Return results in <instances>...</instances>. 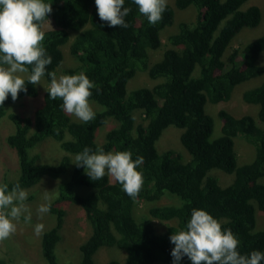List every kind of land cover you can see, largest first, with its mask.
<instances>
[{"label": "trees", "instance_id": "obj_1", "mask_svg": "<svg viewBox=\"0 0 264 264\" xmlns=\"http://www.w3.org/2000/svg\"><path fill=\"white\" fill-rule=\"evenodd\" d=\"M247 1L174 0L173 4L167 3L162 20L152 25L133 0H125L124 7L131 10L124 18L129 27L123 28L109 27L101 21L95 0H45L51 3L53 11L48 19L54 23V27L43 29V45L52 57L44 75L46 81L50 83L48 72L58 73L64 60L62 46L70 42L69 51L77 66L66 68L65 74H86L96 85L89 100L101 105L102 110L95 112L88 123L74 122L63 111L62 100L50 99L45 91L43 105L34 116H25L9 113L8 107L24 97H36L37 86L26 84L27 92L21 91L16 101L9 95L0 106V119L8 116L15 125L7 142L18 156L20 170L16 180L3 184L9 189L17 182L21 188L32 187L44 175L58 178L67 170L68 156L51 164L40 162L38 154H29V149L48 137L75 156L85 147L93 152L98 148L105 153L130 151L133 160L142 156L143 163L137 170L144 179L133 200L107 175L92 181L83 167L74 165L71 178L60 182L59 195L51 202L50 213L56 224L42 235V255L47 264H58L55 248L66 215L58 204L64 202L81 206L91 224V234L79 247L80 264H95L94 256L101 247L125 251V264H173L170 236L186 229L193 209L207 211L223 230H230L239 240L242 255L254 250L264 253V230L257 228L255 214L256 208L264 211V81L242 94L245 102L259 106L262 125L251 114L236 117L219 109L222 134L214 139V118L206 111L207 102L228 100L237 83L264 74V65L259 62L264 34L222 58L243 28H254L261 22L259 6L242 8ZM191 5L196 10L194 22H180L178 31L167 37L170 46L159 60L149 64L150 52L163 45L162 32L175 23L176 9L185 10ZM196 68L198 75H194ZM141 70L155 83L128 93V82ZM137 112L142 115L138 123ZM109 117L118 125L109 129L99 144L96 132ZM170 125L183 130L180 141L190 158L172 149L158 151L156 142ZM235 137H243L255 146L250 162L239 165ZM214 169L232 174V182L219 184L218 177L210 174ZM78 187L90 191L81 195L75 192ZM166 194L179 197L180 204L154 205L149 208L150 216L136 219L134 207L139 201H159ZM153 219H176L177 224L158 233ZM108 264L120 262L113 259ZM179 264L192 262L185 255Z\"/></svg>", "mask_w": 264, "mask_h": 264}, {"label": "clouds", "instance_id": "obj_2", "mask_svg": "<svg viewBox=\"0 0 264 264\" xmlns=\"http://www.w3.org/2000/svg\"><path fill=\"white\" fill-rule=\"evenodd\" d=\"M139 13L152 25L162 20L168 0H133ZM125 0H95L97 14L109 27H129L125 22L130 8L124 7ZM53 11L51 3L45 0H0V106L11 96L18 99L21 91L27 92L26 84H41L46 68L52 63V57L46 53L43 45L44 22ZM50 84L46 91L52 100H62V109L77 119L88 123L96 113L89 98L96 85L83 72L72 75H60L48 72ZM27 81V82H26ZM83 167L92 181L107 175L111 181L118 182L122 190L133 200L141 191L144 183L143 174L137 167L143 163V157L132 159L130 151L105 153L103 148L93 152L85 147L76 154L74 162ZM28 192L17 182L9 189L7 184L0 185V241L13 235L17 223L23 217L25 223L32 220V210L25 203ZM44 203L36 213L43 217L51 210V197L45 192ZM43 223L34 228L36 235L42 234ZM174 244L171 251L173 264L185 255L192 264H261L264 253L254 250L250 255L238 251L239 240L230 231L223 230L220 222L203 209H193L186 229L170 236Z\"/></svg>", "mask_w": 264, "mask_h": 264}, {"label": "rangeland", "instance_id": "obj_3", "mask_svg": "<svg viewBox=\"0 0 264 264\" xmlns=\"http://www.w3.org/2000/svg\"><path fill=\"white\" fill-rule=\"evenodd\" d=\"M174 0H168V3L173 4ZM250 5H257L261 8L262 19L258 26L254 28L245 27L243 28L234 38L228 50L222 56L226 58L230 51L236 47L243 45L245 42H249L264 34V0H248L242 8H246ZM196 17L195 6L191 5L185 10L176 9L175 23L174 25L168 26L162 32L163 45L157 51H151L149 56V64L156 60H159L162 56L163 51L170 46L167 37L173 32H177L179 23L182 21L194 22ZM54 27L53 22H46L43 29H49ZM73 35L71 36V38ZM69 44L62 46L64 52V60L60 68L58 69L57 78L60 75H66L65 69L77 66L75 59L72 57L69 51ZM240 58V57H239ZM261 61V62H260ZM259 62L264 65V52L259 58ZM198 68L195 69L194 75H198ZM264 81V74L249 80H244L237 83L230 95V98L219 103L207 102L206 111L214 118V132L212 137L218 138L222 133L221 120L218 117L219 109H226L234 116H241L244 114H251L256 118L258 125H262V122L258 119V105L250 104L243 100V92L249 88L255 87ZM155 83L151 79L145 70L138 71L135 76L128 82L127 90L130 93L133 89L141 86H152ZM50 83L43 77L41 84H37L38 95L34 98L24 97L15 105L8 107L9 113H19L25 116H34L35 111L43 105V97L46 91L45 88ZM90 105L94 112L102 110L101 105L95 101H90ZM68 115V114H67ZM74 122H82L75 116L69 115ZM136 123L142 121V115L137 112ZM117 126L118 122L114 118L109 117L106 124L101 126L96 132V142L101 143L105 139L106 132L113 126ZM15 125L8 118L4 116L0 119V185L3 183H9L18 178L19 175V160L18 156L13 148H11L7 142V136L14 133ZM183 132L181 128L175 125L167 127L158 141L156 147L159 152L166 150L180 151L185 159L190 158L189 153L183 147L180 141V135ZM69 137V135H67ZM235 148L238 157L239 165L250 162L253 159L255 153V146L246 141L243 137H235ZM29 154H38L39 161L42 163L58 164L64 157L70 158V164L67 170L62 173L58 178H52L48 175H44L40 181L32 186L23 188L28 192V198L26 204L32 210V220L30 223H25L23 217L17 223L16 232L9 238L0 241V260L4 264H47L42 255V235L44 231L50 230L56 224L55 216L50 211L45 214L42 218L37 216L36 209L45 201L43 196L45 192L51 197V202L55 201L59 195V184L60 182L67 181L71 178L73 166L75 165V155L66 152L60 146V142L56 141L52 137L45 138L39 142L34 148L29 149ZM211 175L218 177L219 184L225 186L232 182L234 176L227 174L222 170L214 169L210 172ZM264 180V179H263ZM111 181V179H110ZM114 182V181H111ZM89 189L84 187H78L75 192L81 195L89 193ZM179 205L180 198L166 194L159 201H139L134 207V216L138 221L142 220L143 217L150 216L149 208L154 205ZM59 207L66 211L65 221L63 229L61 230V239L57 243L55 252L58 259V264H80L82 254L79 249L80 245L88 238L91 234L92 228L85 211L77 204L71 202L59 203ZM257 219V228L264 230V211L256 208L255 211ZM156 231L158 233L164 232L169 225H176L177 220L173 219L170 221H163L159 219H153ZM37 223L44 224V230L42 234L36 235L34 232L35 225ZM118 260L120 264H125L126 253L125 251L118 249L117 247H101L94 256L95 264H108L110 260Z\"/></svg>", "mask_w": 264, "mask_h": 264}]
</instances>
